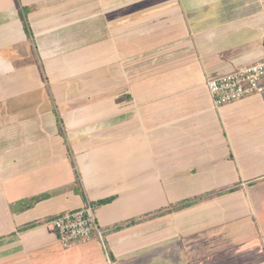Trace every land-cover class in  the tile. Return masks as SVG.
Returning a JSON list of instances; mask_svg holds the SVG:
<instances>
[{
	"label": "crops",
	"instance_id": "1",
	"mask_svg": "<svg viewBox=\"0 0 264 264\" xmlns=\"http://www.w3.org/2000/svg\"><path fill=\"white\" fill-rule=\"evenodd\" d=\"M262 58L264 0H0V264H264V93L206 88Z\"/></svg>",
	"mask_w": 264,
	"mask_h": 264
},
{
	"label": "built area",
	"instance_id": "2",
	"mask_svg": "<svg viewBox=\"0 0 264 264\" xmlns=\"http://www.w3.org/2000/svg\"><path fill=\"white\" fill-rule=\"evenodd\" d=\"M206 88L215 106L232 103L252 94H263L264 58L239 66L228 74L209 78ZM96 206V203L86 201L80 207L51 219L57 240L64 248L90 239L93 233L100 239L104 237L97 223Z\"/></svg>",
	"mask_w": 264,
	"mask_h": 264
},
{
	"label": "rangeland",
	"instance_id": "3",
	"mask_svg": "<svg viewBox=\"0 0 264 264\" xmlns=\"http://www.w3.org/2000/svg\"><path fill=\"white\" fill-rule=\"evenodd\" d=\"M58 117V116H57Z\"/></svg>",
	"mask_w": 264,
	"mask_h": 264
}]
</instances>
